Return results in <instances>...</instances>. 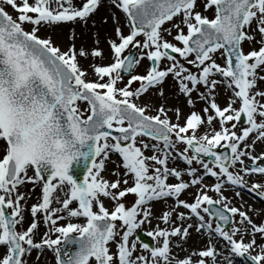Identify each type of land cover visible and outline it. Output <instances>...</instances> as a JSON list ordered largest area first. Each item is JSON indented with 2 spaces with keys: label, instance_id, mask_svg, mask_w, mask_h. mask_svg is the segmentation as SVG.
Masks as SVG:
<instances>
[{
  "label": "snow or ice",
  "instance_id": "1",
  "mask_svg": "<svg viewBox=\"0 0 264 264\" xmlns=\"http://www.w3.org/2000/svg\"><path fill=\"white\" fill-rule=\"evenodd\" d=\"M108 4L0 0V264H264V0Z\"/></svg>",
  "mask_w": 264,
  "mask_h": 264
},
{
  "label": "bare ground",
  "instance_id": "2",
  "mask_svg": "<svg viewBox=\"0 0 264 264\" xmlns=\"http://www.w3.org/2000/svg\"><path fill=\"white\" fill-rule=\"evenodd\" d=\"M110 10H111V9H110V7H109L108 0H104V7H102V8L100 9V13H99V16L97 17V19H99L100 16H106V15H108V12H109ZM107 28H108V31H111V22H109V25L107 26ZM77 31H79V28H77ZM102 32H104V31L102 30L101 33H102ZM53 36H54L55 38H57L55 34H53ZM94 39H95V37L93 36L91 30H89V38H88L87 43H88L89 41H91V40H94ZM104 62L106 63V62H108V61H104ZM143 65H146V66H147V62H144ZM169 82H170V80H169ZM169 82H168V83H169ZM166 95H168V93H166ZM168 97H169V96H168ZM223 98H225V93L223 92V89L220 88V89H219V95H218V97H217L218 102H219L221 99H223ZM168 104H171L173 107H176V106L178 105V101H177V100H173V99H170V100L168 99ZM196 106H198L199 108L202 107L201 103H198ZM178 107H179V106H178ZM180 108H182V107H180ZM186 108H187V105H186V107H184V108L181 109L183 113H187L188 109L186 110ZM184 110H186V111H184ZM170 114H171V113H170ZM257 151H259V149H257ZM149 155H150V154H149ZM170 166H175V167H177L178 165H177V163H172V162H171ZM107 167H108V168H111L112 165H111V164H108ZM170 182H171V181H170ZM205 183L210 184L209 182H205ZM29 188H31V187H29ZM28 190H29V189H28ZM23 191H25V190L23 189ZM225 194L231 196V192H230V191L226 192ZM35 196H36V194L33 192L32 195H31V198H34ZM243 196H244V201H243V203H244V207H245V208H247L248 205H252L254 208H260L259 205L257 204V202H255L254 200H252L247 194H243ZM181 198H184V196H182ZM185 198H188V197H185ZM233 203L236 204V205L238 206V205H239L240 203H242V202H241V201H237V200L234 199V200H233ZM169 204H171V201H169ZM163 207H164V206H163L162 203H161V204H158V205H156V207L154 208V211L159 212V211H161V210L163 209ZM153 224H155V221H153ZM151 227H152V225H144V226H142V229H140V230H149V229H151ZM194 239H195V238H194ZM192 242H193V241H190V243H192ZM46 262H47V264H53V262L51 261V259L49 258V256L46 257Z\"/></svg>",
  "mask_w": 264,
  "mask_h": 264
},
{
  "label": "rangeland",
  "instance_id": "3",
  "mask_svg": "<svg viewBox=\"0 0 264 264\" xmlns=\"http://www.w3.org/2000/svg\"><path fill=\"white\" fill-rule=\"evenodd\" d=\"M198 2H199V0H198ZM104 37H105V33L104 32H102L101 34H100V37H99V39H100V41H101V43H100V45H99V47H101V48H106V45L104 44ZM53 38L55 39V37L53 36ZM169 39H171L170 37H169ZM93 45V40H91V41H89L88 43H87V46L88 47H91ZM245 50H247V47L245 46ZM107 63V62H106ZM142 66V62H141V65L139 66V69H138V71H140L141 73L144 71V69L147 67H141ZM169 84H171V81L168 83V84H166L165 85V92L166 93H168V96H169V100L170 99H173V100H177L178 101V105L177 106H179V107H182V108H184V107H186V104H185V101H184V98L182 97V96H173V95H171V92H170V90H169V87H168V85ZM134 87H135V85H134ZM195 95V94H194ZM226 98V97H225ZM225 98H223V99H221L220 101H219V103L223 106L224 105V103H225ZM198 103H201V105L203 106V101H198L197 103H196V105L198 104ZM170 106H172L171 104H169ZM182 108H180V109H182ZM188 109V111H189V108L187 107L186 108V110ZM186 110H184V111H186ZM195 110H197V111H199L200 110V108L198 107V106H196V108H195ZM187 111V112H188ZM183 113V112H182ZM183 121V117H182V119H181V122ZM146 154H150V153H146ZM116 159V157H113V160H115ZM173 163V162H172ZM175 163H177V167L178 168H181V169H183L184 168V164L182 163V162H175ZM170 164H171V161H170ZM112 165V167H114V165L113 164H111ZM111 167V168H112ZM205 182H209L210 184H212L213 183V179L212 178H206L205 179ZM29 187H31V185H27V186H25L23 189L25 190V192H27L28 191V189H31V188H29ZM23 189H22V191H23ZM39 188H37L36 190H35V194H36V196H35V199H29L28 200V204L29 205H31L32 203H35L36 202V199H37V196H38V194H39ZM246 193V192H245ZM245 193H243V194H245ZM210 195H212V193H209ZM247 195H250L251 197L250 198H252V200H254L255 202H257V204L259 205V207L261 208V207H264V204H262L260 201H259V198H257V197H254L253 196V194H250V193H246ZM185 198V197H184ZM188 199H190V197H188ZM129 202H131V200H130V198H129ZM234 204V203H233ZM61 223H63V221H61ZM138 231L139 230H137V233H138ZM140 233H144V231L143 230H140V232L138 233V234H140ZM49 258L51 259V261L53 262V260H52V257L51 256H49ZM235 264H242V261H241V258H236L235 259Z\"/></svg>",
  "mask_w": 264,
  "mask_h": 264
}]
</instances>
